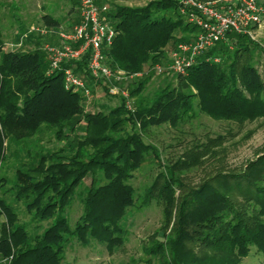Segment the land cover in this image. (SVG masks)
Masks as SVG:
<instances>
[{
  "label": "trees",
  "instance_id": "obj_1",
  "mask_svg": "<svg viewBox=\"0 0 264 264\" xmlns=\"http://www.w3.org/2000/svg\"><path fill=\"white\" fill-rule=\"evenodd\" d=\"M105 17L116 32L103 50L105 63L127 75L159 64L179 43L192 42L197 32L180 14V0H151L140 7L111 4ZM252 44L245 34L230 32L197 57L185 75H177L176 87L160 89L148 105L139 103L131 112L121 99L107 113H86L85 97L63 84V69L69 67L83 81L89 77L84 81L89 87L86 57L48 74L42 51L4 53L0 41V164L7 143L31 137L41 126L55 129L56 139L67 142L15 173V199L24 200L35 219L52 218L50 226L32 235L0 199V260L61 264L72 239L82 244L94 240L108 252L121 246V220L134 204L128 181L146 158H159L144 143L143 131L164 124L176 127L197 112L229 121L264 117V83L250 63ZM143 86L139 82L130 95L138 96ZM81 121L85 132L72 144L70 134L77 137L75 124ZM126 124L131 133L123 132ZM178 166L164 168L143 196V203L162 201L167 226L172 222L169 237L147 253L157 255L161 264H240L254 248L264 264V154L243 171L217 174L196 188L183 186ZM87 177L82 212L71 228L64 211ZM5 185L0 178V188Z\"/></svg>",
  "mask_w": 264,
  "mask_h": 264
},
{
  "label": "rangeland",
  "instance_id": "obj_2",
  "mask_svg": "<svg viewBox=\"0 0 264 264\" xmlns=\"http://www.w3.org/2000/svg\"><path fill=\"white\" fill-rule=\"evenodd\" d=\"M93 1L109 9L111 4L140 7L151 0ZM255 1L264 5V0ZM79 2L80 0H0L1 52L39 49L48 61L45 47L60 45V33L70 30L77 20L79 21ZM241 34H245L253 42L250 46V63L264 83V20ZM169 63L170 55L167 53L159 64L144 67L140 77L120 83L92 78L89 84L90 96L85 97L83 103L84 112L107 113L116 107L121 99L125 104L126 100L121 92L128 94L132 111L139 103L148 105L160 89L167 85H178L177 75L168 70ZM157 66L161 71L156 69ZM84 81L88 83L89 77ZM139 82H144L141 93L131 96L130 91ZM112 86L119 89L114 96L109 94ZM196 114L176 127L164 124L149 127L141 133L144 143L152 146L159 158L158 161L146 158L128 181L134 191V204L127 209L121 220L124 228L123 244L108 252L104 244L94 240L82 244L72 239L65 245L61 264H161L162 260L157 255H150L147 251L155 243L164 242L169 237L172 222L167 226L162 201L150 199L143 203L142 200L159 174L164 173V168L179 165L175 171L180 182L186 188H196L217 174L243 171L250 161L264 154V117L229 121L216 120L198 112ZM84 129L83 121L76 123L74 133L77 137L70 134L68 142L74 144L76 139L84 134ZM55 132L53 128L41 126L31 137L7 143L6 156L0 164V178L6 183L0 188V199L11 206L18 216L19 223L32 235L41 233L50 226L52 218L43 221L35 219L33 212H27L25 201L15 199V173L18 169H27L36 164L40 155L65 147L67 142L56 139ZM123 132L131 133L128 124L124 126ZM89 183L90 177H87L75 190L70 205L64 211L71 228L81 215L82 198ZM0 264L4 262L0 260ZM240 264H263V258L251 248L249 255L241 259Z\"/></svg>",
  "mask_w": 264,
  "mask_h": 264
},
{
  "label": "built area",
  "instance_id": "obj_3",
  "mask_svg": "<svg viewBox=\"0 0 264 264\" xmlns=\"http://www.w3.org/2000/svg\"><path fill=\"white\" fill-rule=\"evenodd\" d=\"M106 6H99L93 0H80L79 21L70 30L59 35L60 45L45 47L48 55V74L62 69L69 62H79L86 57V67L95 80L120 83L140 77V74L127 75L121 70L113 71L105 63L104 49L111 46L116 32L107 21ZM180 14L197 29L194 40L179 43L170 54L168 70L176 75H185L196 58L215 43L225 39L230 32L245 33L264 20V5L255 0H181ZM161 71L159 66L156 67ZM63 84L67 91L90 96L86 83L74 74L71 68L63 69ZM119 89L112 86L109 94L116 95ZM125 108L132 112L131 102L126 92Z\"/></svg>",
  "mask_w": 264,
  "mask_h": 264
},
{
  "label": "crops",
  "instance_id": "obj_4",
  "mask_svg": "<svg viewBox=\"0 0 264 264\" xmlns=\"http://www.w3.org/2000/svg\"><path fill=\"white\" fill-rule=\"evenodd\" d=\"M213 1H215V0H213ZM258 1H263V0H258Z\"/></svg>",
  "mask_w": 264,
  "mask_h": 264
}]
</instances>
